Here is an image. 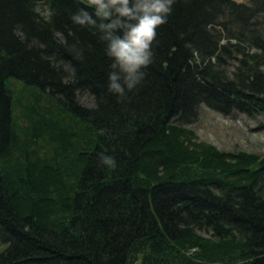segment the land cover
Returning a JSON list of instances; mask_svg holds the SVG:
<instances>
[{"label":"trees","instance_id":"16d2710c","mask_svg":"<svg viewBox=\"0 0 264 264\" xmlns=\"http://www.w3.org/2000/svg\"><path fill=\"white\" fill-rule=\"evenodd\" d=\"M80 7L0 0V264H264V156L186 127L264 116V0H176L121 98Z\"/></svg>","mask_w":264,"mask_h":264},{"label":"clouds","instance_id":"9594fccd","mask_svg":"<svg viewBox=\"0 0 264 264\" xmlns=\"http://www.w3.org/2000/svg\"><path fill=\"white\" fill-rule=\"evenodd\" d=\"M71 15L75 25L92 27L104 42L108 60L106 88L118 98L137 89L155 58L154 43L160 26L167 23L176 0H87ZM74 59L82 61V54ZM66 79H75L77 66L65 61ZM104 165L117 166L110 153H99Z\"/></svg>","mask_w":264,"mask_h":264},{"label":"rangeland","instance_id":"374dc122","mask_svg":"<svg viewBox=\"0 0 264 264\" xmlns=\"http://www.w3.org/2000/svg\"><path fill=\"white\" fill-rule=\"evenodd\" d=\"M245 1V0H237ZM79 102L91 105L86 94L79 95ZM198 140L215 146L220 151L241 150L264 156V116L243 113L222 115L202 106L196 121L186 126ZM0 245V250H1Z\"/></svg>","mask_w":264,"mask_h":264}]
</instances>
